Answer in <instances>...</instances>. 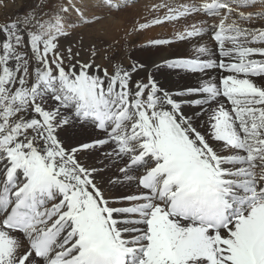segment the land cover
Instances as JSON below:
<instances>
[{
	"label": "snow or ice",
	"instance_id": "obj_1",
	"mask_svg": "<svg viewBox=\"0 0 264 264\" xmlns=\"http://www.w3.org/2000/svg\"><path fill=\"white\" fill-rule=\"evenodd\" d=\"M127 7L0 23V264H264V0L165 4L128 35L204 19L97 63Z\"/></svg>",
	"mask_w": 264,
	"mask_h": 264
},
{
	"label": "rangeland",
	"instance_id": "obj_2",
	"mask_svg": "<svg viewBox=\"0 0 264 264\" xmlns=\"http://www.w3.org/2000/svg\"><path fill=\"white\" fill-rule=\"evenodd\" d=\"M137 2L136 0L131 1L129 7L125 8L123 11L112 13L111 16H108L107 18L112 17L117 20L112 26L110 25V27H107L100 24L84 34L83 40L86 45L95 44L100 49L101 58L97 63L108 66L110 63L109 57H117V59L124 60L125 53L129 50V45L126 43L127 41L137 40L138 48L140 45H147L152 38L171 39L177 30L189 24L198 23L204 19L202 15H192L178 22H168L160 26H152L143 30L142 34L133 33V35L129 36L128 33L132 32L134 25L138 27L139 23H150L156 17H162L167 11V9L163 7L165 4L172 7H178L185 3L198 4L197 0H175L169 2L158 0L149 5H137ZM37 3L38 0H0V23H4L10 18L22 15L25 11L33 8ZM119 21H122V23L117 27ZM109 45H112V47H109ZM132 50L135 51V49ZM84 51L87 52V48H85ZM192 52L193 48L188 45L175 44L171 48L166 47L162 54L180 53L191 55ZM117 53H119V56H117ZM84 58L87 59V56Z\"/></svg>",
	"mask_w": 264,
	"mask_h": 264
},
{
	"label": "bare ground",
	"instance_id": "obj_3",
	"mask_svg": "<svg viewBox=\"0 0 264 264\" xmlns=\"http://www.w3.org/2000/svg\"><path fill=\"white\" fill-rule=\"evenodd\" d=\"M131 1H134V0H128V3H131ZM136 1H138L137 2V5H149L150 3H154V2H156V1H158V0H136ZM160 1H162V2H169V1H175V0H160ZM202 2V0H199L198 1V3H201ZM257 10H260V9H257ZM117 20L115 19V18H107V19H105V21L102 23L104 26H107V27H110V25L112 26L113 24H114V22H116ZM122 23V21H119L118 22V26L117 27H119L120 26V24ZM124 24V23H123ZM112 28V27H111ZM110 28V29H111ZM105 30V29H104ZM112 30V29H111ZM106 31H108V30H106ZM111 33V32H110ZM165 55H167V54H165Z\"/></svg>",
	"mask_w": 264,
	"mask_h": 264
}]
</instances>
